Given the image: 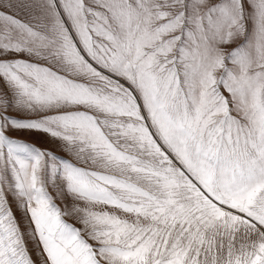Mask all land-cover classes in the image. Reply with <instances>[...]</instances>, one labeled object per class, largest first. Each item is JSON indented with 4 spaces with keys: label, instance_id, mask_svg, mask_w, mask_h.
I'll return each instance as SVG.
<instances>
[{
    "label": "snow or ice",
    "instance_id": "1",
    "mask_svg": "<svg viewBox=\"0 0 264 264\" xmlns=\"http://www.w3.org/2000/svg\"><path fill=\"white\" fill-rule=\"evenodd\" d=\"M0 264H264V0H0Z\"/></svg>",
    "mask_w": 264,
    "mask_h": 264
},
{
    "label": "rangeland",
    "instance_id": "2",
    "mask_svg": "<svg viewBox=\"0 0 264 264\" xmlns=\"http://www.w3.org/2000/svg\"><path fill=\"white\" fill-rule=\"evenodd\" d=\"M26 139H30V140H34L35 142H37V143H42V138H40V137H37L36 135H31V136H26L25 137ZM52 146V145H48V144H43L42 143V146Z\"/></svg>",
    "mask_w": 264,
    "mask_h": 264
},
{
    "label": "crops",
    "instance_id": "3",
    "mask_svg": "<svg viewBox=\"0 0 264 264\" xmlns=\"http://www.w3.org/2000/svg\"><path fill=\"white\" fill-rule=\"evenodd\" d=\"M48 145H49V144H48ZM44 147H53V146H46V145H45Z\"/></svg>",
    "mask_w": 264,
    "mask_h": 264
}]
</instances>
